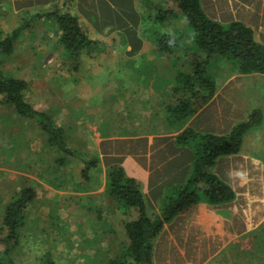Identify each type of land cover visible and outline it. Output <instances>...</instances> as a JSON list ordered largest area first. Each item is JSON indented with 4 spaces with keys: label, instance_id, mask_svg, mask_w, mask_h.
<instances>
[{
    "label": "rangeland",
    "instance_id": "1",
    "mask_svg": "<svg viewBox=\"0 0 264 264\" xmlns=\"http://www.w3.org/2000/svg\"><path fill=\"white\" fill-rule=\"evenodd\" d=\"M204 1L207 3V0ZM96 2L100 7L103 0ZM129 5L130 2H127L121 8H115L116 16L131 11ZM159 5L164 9H159ZM134 7L135 12H139L136 15L141 13L147 19L139 26L142 34L147 33L144 36L145 48L139 50L142 57L131 59L126 54L124 59V48L120 46L121 43L126 48L124 41L110 47L109 43L96 40V46L82 49L77 61H72L68 60L59 43L61 31L57 24L52 19L37 16L42 14L39 6L30 5L27 0H0V35L25 26L19 34L14 53L3 58L0 67L27 81V102L37 110L50 113L54 123L64 129L68 145L77 154L65 165H57L59 153L49 148L37 123L16 114L12 106L1 102L0 96V223L6 204L17 197L22 188L30 186L37 191V198L26 211L17 244L13 242L10 253L6 254L11 244L0 243V261L10 258L14 264H47L48 253L57 264H118L131 261L128 234L122 228L124 221L138 217L139 210L136 209L137 213L133 214L131 208L123 209L116 199L110 197L108 188L103 193L98 191L104 179L102 159L98 156V135L110 133L116 136L119 130L107 128L119 122L120 118L116 115L122 106L119 101L124 79L120 72L115 73L114 70L119 68L120 62H125V72L138 75L142 67L147 64L150 67L152 63L147 56L153 54L173 63L177 70L183 71V66L186 71V66H192L197 53L191 29L173 0H134ZM170 8L179 12L178 16L167 12V16L174 18L173 21H154L161 10ZM99 11V16L111 19L110 11L104 7ZM83 22L86 25L87 21ZM156 32L173 36L174 50L171 54H162L157 49L156 52L152 47L154 40L151 35ZM190 40L191 47H188ZM104 43L107 44L106 49ZM149 48L150 52L147 51ZM216 63L226 66L225 73L232 70L231 65L236 66L223 59ZM135 64H142V67L136 69L137 72L127 71ZM124 76L127 77V74ZM255 108L262 111V123L244 135V150L264 144V98L256 102ZM137 116L136 120H141L138 113ZM124 126L129 127L130 122L125 120ZM257 128L254 133H260V136L255 139L252 130ZM92 157L99 159V163L91 169L89 183L84 185L82 159ZM80 184L83 186L80 187ZM108 198L112 199L110 204ZM104 203H107L108 211L103 210ZM253 236L255 245L246 253L253 260L257 259L250 264H264V227L255 231ZM238 259L240 261L239 255Z\"/></svg>",
    "mask_w": 264,
    "mask_h": 264
},
{
    "label": "crops",
    "instance_id": "2",
    "mask_svg": "<svg viewBox=\"0 0 264 264\" xmlns=\"http://www.w3.org/2000/svg\"><path fill=\"white\" fill-rule=\"evenodd\" d=\"M31 1L27 0L30 5L39 6L42 14L55 7H67L93 40L109 43L110 47L118 41L126 42V48L120 43L124 48V59L127 55L131 59L143 56L139 50L145 48L147 33L142 34L139 26L147 19L141 13L136 15L139 12H135L134 0H103L100 7L96 0ZM123 2H130V16L124 11L119 13L121 17H117L115 8H121ZM201 4L207 16L214 20L222 23L238 21L250 27L256 42L264 45V0H207V3L201 0ZM102 7L112 13L111 19L99 16ZM158 8L164 9V6ZM168 19L174 20L160 14L154 21L169 22ZM91 32L95 37L90 35ZM152 36V47L159 51L157 40L160 33H152ZM147 51L150 52V48ZM147 57L152 63L150 67L148 64L128 67L129 72L142 67L138 75H128L125 62H120L119 68L114 70L124 79L119 97L122 106L116 115L119 122L107 128L119 130L116 136L110 133L98 135L97 145L101 153L98 156L102 159L104 172L103 185L98 191H107L108 168L122 165L126 173L138 181L148 213L157 216L161 214L166 198L188 180L196 159L195 146L201 136L227 135L259 110L255 104L264 98V74H243L233 65L232 70L225 73L226 66L217 65L215 61L208 66L209 73L215 78L214 96L196 112L180 116L181 101H194L195 105L207 92L199 91L197 82L193 90V82L186 83L179 78L176 65L168 60L153 54ZM186 67L187 72L192 70V66ZM137 113L141 120H136ZM125 120L130 122L129 127L124 126ZM188 129L193 131V137L180 142V136ZM258 129L252 130L253 133ZM259 134L254 133L255 139ZM212 170L234 190L236 197L229 202L212 204L200 192L198 203L164 224L154 241L153 264H250L257 259L253 260L246 250L255 245L253 233L264 227V144L246 150L242 144L240 152L220 156ZM108 200L110 204L112 199ZM106 205L104 203L103 210L108 211ZM136 209L132 207L130 212L136 214Z\"/></svg>",
    "mask_w": 264,
    "mask_h": 264
},
{
    "label": "trees",
    "instance_id": "3",
    "mask_svg": "<svg viewBox=\"0 0 264 264\" xmlns=\"http://www.w3.org/2000/svg\"><path fill=\"white\" fill-rule=\"evenodd\" d=\"M173 1L186 19L187 26L191 29L193 45L197 51L190 73L179 71L178 76L186 83L192 81L193 90L196 89L195 82H197L198 90L207 92L201 96L200 101L195 102V105L194 101H181L180 116L196 112L214 96L216 92L215 78L209 73L208 68L211 63L223 59L235 64L243 74H264V45L256 42L254 32L250 27L238 21L221 23L210 18L205 13L201 0ZM167 12L172 16L179 14V12L172 11L171 8L165 11L161 10L160 14L167 16ZM128 15L130 16V14ZM37 16L39 18L45 16L57 24L61 31L59 43L63 46L64 54L68 60L77 61L82 49L98 44L96 40L87 35L78 17L67 9L55 7ZM24 28L25 26H19L11 32L0 35V62L3 58L14 53L17 39ZM173 44L174 38L170 34L158 37L157 46L162 54H171L174 50ZM27 87L28 83L25 79L5 72L0 67L1 102L12 106L16 114L37 123L46 137L49 148L59 153V157L56 159L57 165L63 166L68 159L77 157V154L68 145L64 129L54 123L50 113L37 110L27 102L25 99ZM261 115L259 110L254 111L248 121L239 123L227 135L206 134L201 136L200 142L195 146L196 159L188 180L166 198L160 215L150 216L148 214L138 181L130 177L122 165L116 164L108 168L106 175L110 196L116 199L123 209L136 207L139 210L138 217L124 221L125 232L129 238L128 247L131 261H122L118 264H153L154 241L163 230L164 224L198 203L201 200L200 192L212 204L229 202L236 197L234 190L214 174L212 167L220 156L240 152L244 135L251 128L261 125ZM193 135V131L188 129L180 136L179 140L187 142L188 137L192 138ZM82 160H84L82 177L85 185L89 183V173L93 167L98 165L99 159L92 157ZM83 184L79 186L81 187ZM36 198V189L27 186L21 189L17 197L6 204L0 223V243L11 244L6 249V254L10 253L9 250L13 242L16 245L19 241L26 211ZM95 209L99 211L98 207ZM46 257L47 264H57L51 254H46ZM0 264H14V262L9 258L0 261Z\"/></svg>",
    "mask_w": 264,
    "mask_h": 264
}]
</instances>
